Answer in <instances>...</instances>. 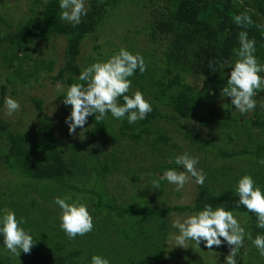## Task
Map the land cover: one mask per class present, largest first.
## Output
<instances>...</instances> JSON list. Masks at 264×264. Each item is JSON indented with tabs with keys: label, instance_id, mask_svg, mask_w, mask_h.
Here are the masks:
<instances>
[{
	"label": "trees",
	"instance_id": "1",
	"mask_svg": "<svg viewBox=\"0 0 264 264\" xmlns=\"http://www.w3.org/2000/svg\"><path fill=\"white\" fill-rule=\"evenodd\" d=\"M135 1L143 2V7L152 16L147 26L150 36L153 39L162 36L168 42L163 54L166 63L160 75H157L160 67L153 58L140 54L146 71L141 74L137 69L129 77V95L139 90L152 106L145 119L129 124L126 116L117 119L109 112L104 120L96 121L95 114H92L87 118L92 123L86 133L87 141L65 142L57 136L55 119L42 114L40 99L35 103L41 114L32 129L17 130L13 123L0 116V163L11 174L23 179L17 191L25 187L30 192L32 189L38 191L39 186H43L57 193L63 186L75 193L73 200L85 202L84 196L80 198L79 194L89 192L94 203L89 206L93 230L71 239L60 227L57 210L43 209L51 196L59 195L43 196L39 192L43 203H36L34 197L30 202H25L24 198L14 201L12 208L16 218L26 221L21 226L36 244L30 254L21 251L16 257L6 249L0 235V264H91L93 255L107 258L109 264H148L150 260L163 264L169 253H173L170 250L167 254V240L174 229L171 225L173 213L198 212L206 204L213 208L222 205L242 216V220L238 219L246 233L243 241L246 249L242 253L246 264H256L258 259L264 264V256L253 243L256 235H264V229L257 227L255 213L239 205L235 191L239 179L250 175L264 192V164L259 163L264 159V91L257 90L253 97L255 109L243 114L231 110L235 107L231 104V97H225L222 92L230 74L225 62L237 58L234 50L239 48V32L246 31L248 38L255 40L254 55L259 63L264 64V0ZM122 2L124 0H89L86 5L88 13L76 26L60 18L59 0H49L41 11L32 8V14L21 19L14 31L0 32V44L8 42L12 51L11 57L6 53L5 58L9 65L22 53L30 60V44L43 42L49 45L61 36L66 39L65 63L52 81L67 87L83 83L78 80L83 70L79 64L82 44L102 24L107 12ZM35 3L38 7L39 0ZM241 13L250 15L254 23L238 26L234 16ZM1 22L8 23L0 15ZM8 26L11 28L12 24L8 23ZM54 64V60L46 63L37 59L34 71H18L16 75L27 79L33 72L46 67L51 69ZM259 75L264 77V72ZM6 91V84L2 85L0 106L5 104ZM64 94L59 95L61 110L69 117L71 106L65 105ZM119 103L123 104L122 97ZM162 104L170 106L172 111L163 112ZM208 107L210 112L204 116ZM192 117L202 124L206 118L204 124L216 134V138L208 141L199 136L197 130L184 121ZM181 134L184 142L189 143L185 153L205 151L202 164L197 167L209 175L211 184L204 181L203 185H197L198 193L192 204H169L167 198L158 195V192L165 193L170 185L166 179L160 180L159 189H153L156 198H151L155 195L144 189L146 185L142 179L144 177L150 184L167 169L181 170L175 159L184 152L180 143L174 141V136ZM243 137L246 142L238 148ZM126 140L130 141L133 150L125 158L127 155L121 148ZM103 143H111V149H104ZM134 149H141V152ZM133 158L137 163L131 168L136 173L120 166L123 159L124 165L125 162L129 165ZM238 158L246 161L240 165L242 167L236 164ZM121 173L127 176V181L119 178L112 184L110 177ZM78 175L85 180L83 184L89 182L93 187L87 189L85 185L77 184L74 179ZM2 205L0 200V216L5 213ZM247 233H251L253 240L248 239ZM181 256L186 257V254Z\"/></svg>",
	"mask_w": 264,
	"mask_h": 264
},
{
	"label": "clouds",
	"instance_id": "2",
	"mask_svg": "<svg viewBox=\"0 0 264 264\" xmlns=\"http://www.w3.org/2000/svg\"><path fill=\"white\" fill-rule=\"evenodd\" d=\"M59 7L60 18L74 26L79 25L82 16L88 13L85 0H59ZM234 22L241 27L254 23L247 13L234 16ZM238 41L239 48L234 50L237 58L225 62L227 68H230V74L227 86L222 92L225 97H231V104L243 114L255 109L256 101L253 97L257 95V90L264 91V77L259 75L264 72V64L259 63L255 57V40L249 39L246 31L238 33ZM209 67L212 71L215 70L211 64ZM137 69L141 74L146 71L143 56L121 48L108 59L97 60L85 67L78 77L83 83H73L67 89L58 84L57 91L65 93V105L71 106V114L65 121L69 133L75 134L78 127L83 129L87 118L92 114H95L96 121L104 120L109 112L117 119L126 116L129 124L145 119L152 111L151 104L139 90L129 95V77L133 76ZM121 97L123 104L119 103ZM4 103L9 116L20 109L19 102L11 96L5 97ZM175 163L182 165L184 171L173 168L165 170L158 180H153L155 189H159L160 180L165 179L176 185V191H181L190 178H195L199 185L204 184L206 177L202 170H197L196 158L184 153L176 157ZM259 163L264 164V159ZM235 191L239 196V205L255 213L257 227L264 229V192L250 175L239 179ZM55 203L60 208V227L69 238L75 239L76 236L86 235L93 230V218L85 203L78 199L73 200L71 195L64 198L58 196ZM23 223L26 221L18 220L10 210L0 216V235L3 236V243L16 257H19L21 251L30 254L36 244V240L21 226ZM172 227L178 230L174 237L176 246L187 248L186 241L192 240L198 246L203 241L208 249H212L213 246H221L226 241L230 252L225 258V264H237L236 256L246 233L233 212L226 210L224 206L213 208L212 205L206 204L198 212L188 214L183 219H175ZM247 236L253 240L251 233H247ZM253 243L259 254L264 256V235H256ZM91 264H109V260L100 255H93Z\"/></svg>",
	"mask_w": 264,
	"mask_h": 264
},
{
	"label": "rangeland",
	"instance_id": "3",
	"mask_svg": "<svg viewBox=\"0 0 264 264\" xmlns=\"http://www.w3.org/2000/svg\"><path fill=\"white\" fill-rule=\"evenodd\" d=\"M48 1L49 0H39L38 7H35V0H0V15L5 18L8 23L12 24V27L10 28L8 26V23L1 22L0 32H6L7 30L14 31L15 27L21 21V19L32 14V8H37L39 11H41L44 8L45 3ZM88 1L89 0H85V7ZM143 5V2L135 0H124V2H122L118 7H113L107 12L102 24L98 26L95 32L89 34L82 44L81 54L79 55V64L83 69L97 60H106L111 55L118 52L121 48H125L127 50H133L136 54L139 53L150 55L157 66L160 67L157 75H160L162 73V70L166 63L163 54L165 52V46L168 45V42L162 36H159L156 39H153L150 36L147 26L152 20V16L149 14L148 9L143 7ZM7 44L8 42L0 44V99L2 95V85L6 84L7 91L5 96H11L12 98L16 99L20 104V109L19 111L9 116L7 115V109L4 104L3 106H0V116L5 120L13 123L15 129L17 130L32 129L35 126L38 116L41 114L37 111V106L35 103L36 99H40L43 102L42 114L49 115L55 119L56 133L58 138L62 139L65 142L82 139L84 141H87L86 133L91 129L92 123L87 120L83 129L78 127L75 134H69L68 124L65 122L68 116L61 110V99L59 98L61 92L57 91L58 84L63 86L65 89H67V86L66 84H63L61 82L52 81V77L59 72V70L65 63L66 39L64 37L58 36L49 45H45L43 42H34L30 44V48L28 49L32 59H26L24 57L25 54L22 53L21 57L19 59H15L12 65H9V61H7L5 58L6 53L9 54V57H11L12 55V51H10ZM19 53L21 52L19 51ZM37 59L41 60L42 62L43 60H45L46 63L49 62V60H54L55 64L51 69L46 67L41 71L33 72V74L27 79L21 76L18 77L16 75L18 71H21L23 73L31 72L35 68V60ZM161 106L163 112L172 111L170 109V106L168 105L162 104ZM209 106H211V104ZM218 107L220 108V106ZM208 110H205L203 112L204 116H208L210 107H208ZM231 110L238 109H235L234 107V109ZM184 121L186 124L192 127V129H196L198 135L201 136L204 140L213 141L216 138V134L211 132L209 127L205 125L206 118L204 122L205 124H202L195 117L184 119ZM173 130L177 132L175 129ZM254 131L258 133V129H255ZM174 141L176 143H180L184 153L187 152L189 143L184 142L185 140L182 134L174 136ZM244 142H246V140L243 137L242 141L239 143V145H237V147L242 148L244 146ZM122 143L123 147L121 149H124L123 151H125L124 153L125 155H127L124 157H129L131 155L133 147L129 144L130 141L128 140L123 141ZM102 145L107 151H109L112 146L111 143H103ZM253 145L254 143L251 144V146ZM134 151L141 152V149H139V151L134 149ZM204 152L205 151L200 150L198 152H195V150H193L190 154L191 157H194L199 161L196 164V168L198 171L202 170L197 166H200V164H202L201 161L203 160L202 157L204 155ZM124 161L125 160L123 159V162L120 164V166L128 167V169H131L132 172L130 173H136V170L134 171L133 168H131L132 166H134V164L137 163L136 159L133 158L129 165L126 162L124 165ZM235 161L236 164L239 165V167H242L240 165H244L246 163L245 159H236ZM180 169V171H184L182 165L180 166ZM203 173L206 177L205 182L211 184L209 175L205 172ZM119 178L127 181V176L121 173L111 176L110 182L112 184H115L116 181L114 182V179ZM74 180L77 181V184L83 187L85 185V188L87 189L93 187L89 182L88 184H83L82 182L85 180L81 175H78ZM117 181L120 182V180ZM22 182L23 179L21 180L19 177L11 174L4 168V165L0 163V200L3 203L2 206L4 212H6L7 210L13 212V202L18 201L21 198H24L25 202H30L31 198L34 197V200H38H36V203H43L42 197L44 196V194L49 195L50 193H53L43 186H39L40 189L38 191H33V189H30V192L28 191L27 187L17 191L19 188H21L20 185H22ZM142 183L144 186L146 185V188L144 186L143 187L147 192L154 194L153 183L149 184V182L144 179V177L142 179ZM40 185L42 184L40 183ZM197 185L198 184L195 182V178H190L189 182L185 184L184 188L181 191H176V185L170 183V185H167L165 193L158 192V195L159 197L161 196V198H167L170 202L169 204H192L195 201L198 193ZM60 190V192L53 194L59 195V197L61 198L71 195L73 199L75 193L68 189H65L63 186L60 187ZM39 192H41L43 196L40 195ZM83 196L85 202H82L87 205L89 211V206L91 204H94L93 200L91 199L89 192L87 194L84 193L83 195L79 194L80 198H82ZM156 197L157 196L155 195V197L151 198ZM55 198L56 197L51 196L50 199H48L45 203L46 205L43 209L53 208L55 211L57 210L55 213L60 215V208L55 203ZM36 210L37 209L31 210L30 213L35 212ZM43 211L46 212V210ZM191 213L194 212H185L182 214L174 212L171 219V225L175 219H183L186 215ZM52 214V211H50L51 216ZM233 214L238 222L242 220L241 215H239L238 213ZM30 217L32 218L33 214ZM174 229L170 234L169 240H167V254L170 250H172L173 253L172 255L169 253V256L165 259V262L163 264H225V258L230 252V247L226 241L223 242L221 246H213L212 249H208L203 241H201L200 245L198 246L195 241L188 240L186 241L188 247L184 248L176 246L174 237L176 234H178V230ZM221 239L223 241V238ZM244 246L245 245L243 243L242 247L239 249L238 255L236 256L237 264H246L244 254L242 255L244 249H246V247L244 248ZM184 253L186 254V257L181 256L184 255ZM240 260L242 262H240ZM258 261H256L255 263L260 264ZM148 264L156 263L150 260Z\"/></svg>",
	"mask_w": 264,
	"mask_h": 264
}]
</instances>
